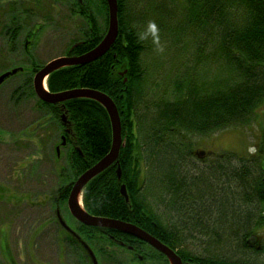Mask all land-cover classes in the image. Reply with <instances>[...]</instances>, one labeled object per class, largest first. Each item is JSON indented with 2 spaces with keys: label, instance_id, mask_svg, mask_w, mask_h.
Returning <instances> with one entry per match:
<instances>
[{
  "label": "trees",
  "instance_id": "16d2710c",
  "mask_svg": "<svg viewBox=\"0 0 264 264\" xmlns=\"http://www.w3.org/2000/svg\"><path fill=\"white\" fill-rule=\"evenodd\" d=\"M101 2L107 16L106 2ZM117 8L118 35L111 48L90 64L60 69L46 80L50 93L81 88L102 92L119 114L125 142L117 158L121 177L117 179L113 164L89 181L81 194L84 210L139 227L175 251L183 264H260L217 253L198 255L183 246L194 239L191 227L213 251L231 243L264 254L263 247L253 244L255 230L264 226V149L261 156L225 152L201 166L189 162L199 159L192 155L190 136L246 125L264 104V0H117ZM84 20L87 28L97 29L91 14ZM104 32L93 31L76 54L94 49ZM36 103L52 116L36 129L50 123L60 133L70 128L69 135L63 132L69 136L74 179L64 180L55 193L54 208L60 210L73 182L109 152L111 124L106 110L91 99ZM59 169L63 180L65 170ZM204 174L212 181L200 191V183L192 182ZM145 187L175 221L160 220L143 196ZM82 226L88 234H103L109 245L120 236L122 243L134 239ZM77 237L70 241L74 251L96 257ZM154 252V264H169ZM98 255L102 261L114 260L113 251L104 248Z\"/></svg>",
  "mask_w": 264,
  "mask_h": 264
},
{
  "label": "rangeland",
  "instance_id": "374dc122",
  "mask_svg": "<svg viewBox=\"0 0 264 264\" xmlns=\"http://www.w3.org/2000/svg\"><path fill=\"white\" fill-rule=\"evenodd\" d=\"M83 1L89 15L91 14L95 19L96 32L105 31L106 33L108 15L105 14L103 2L101 0ZM30 2L29 5L37 8L36 11L42 12L45 8H49L47 13L56 12L52 18L47 16L51 20L42 23V28L35 30L32 34L31 50L36 56V59L34 58L36 62H46L62 54L73 41L82 39L81 31H86L87 25L84 18H79L77 14L76 0H53L51 3H54V7H51L50 3L43 8L41 6L44 3L40 0H30ZM5 40L0 38V74L7 67L10 69L18 66L19 64L13 62L14 60L26 62L21 52L16 51L12 54L13 43L11 41L10 44H4ZM18 40L20 41L17 44H21L23 34ZM20 65L25 68L30 66L23 63ZM27 74L28 78L24 73L11 77L0 86V264H92L91 259L83 255L81 251H74L76 245L70 243L69 237L72 239L75 236H78L85 246L90 245L94 249L98 264H142L125 249H120L114 244L109 245L104 236L88 234L84 227L72 218L66 203L60 206L59 216L73 234H66L60 226V230L66 235L64 240H60L59 250H57L54 235L41 233L53 222L56 191L64 180L67 179L69 183L74 177L69 163L71 146L61 148L58 154L55 152V147L61 142V133L56 129L57 125L50 123L47 128L42 126L36 129L37 124H41L43 120H48L52 116L45 115V109H39L36 103L37 97L32 90L31 74ZM28 83L29 87H27ZM189 140L193 147L192 155L199 158L189 159L191 166H201V161L209 160L225 152L242 157L254 154L261 156L264 149V104L255 110L246 125L231 127L202 137L192 135ZM59 168L65 170L63 175L66 178L63 180L61 178L59 180ZM193 172L190 170V174ZM211 181L212 179L204 174L192 183L198 186L200 183L199 190L205 191L209 189ZM149 192L150 188L145 187L143 196L160 220L163 223L175 221L174 214L156 205ZM188 232L194 236V239L185 243L183 247L186 251L204 256L217 253L222 258L264 264L262 253L242 251L231 243L227 248L213 251L214 248L207 246L205 238L199 235L197 230L190 227ZM254 234L253 244L264 248V226L256 229ZM100 248H104L107 252L113 251L114 260L102 261L98 255ZM5 249L8 251L3 257ZM152 255L155 256V252ZM143 264L154 263L148 261Z\"/></svg>",
  "mask_w": 264,
  "mask_h": 264
},
{
  "label": "water",
  "instance_id": "95a60500",
  "mask_svg": "<svg viewBox=\"0 0 264 264\" xmlns=\"http://www.w3.org/2000/svg\"><path fill=\"white\" fill-rule=\"evenodd\" d=\"M105 2L108 15V28L101 42L94 49L80 56H73L68 58L62 57L49 62L35 74L32 81L34 94L40 101L50 105H55L73 99H91L98 102L106 110L110 120L112 138L109 152L92 167L83 172L73 182L66 201L67 209L70 215L81 225L92 228L117 231L132 236L135 239H138L148 244L159 253L163 254L169 261V264H183L181 259L176 255L175 251H173L171 248L164 245L158 239L149 235L139 227L131 223L123 222L116 219L91 216L86 213L81 201V208H79L76 204L78 196H80L81 199L82 190L89 181H91L94 177L102 173L111 165L117 164L119 151L122 147L125 146V142L121 138V124L119 114L112 99H110L106 94L102 92L81 88L68 90L60 93H50L46 88V83L44 87L43 82L47 80L50 74L60 69L90 64L101 58L111 48L118 35L117 0H105ZM18 71L19 69L15 68L11 71L1 73L0 86L10 77L15 75ZM62 140L64 142V138ZM116 176L117 179H120L121 177V170L118 164L116 168ZM119 191L120 194L124 197L125 201H127L128 198L125 186L121 185ZM60 224L65 228L61 221ZM85 248L88 249L87 246H85ZM89 253L92 264H97V261L93 254L91 252Z\"/></svg>",
  "mask_w": 264,
  "mask_h": 264
},
{
  "label": "flooded vegetation",
  "instance_id": "af4514ba",
  "mask_svg": "<svg viewBox=\"0 0 264 264\" xmlns=\"http://www.w3.org/2000/svg\"><path fill=\"white\" fill-rule=\"evenodd\" d=\"M28 1V3H26ZM39 1V0H36ZM53 0H40V2H43L44 5L41 6L43 8L46 4H50ZM33 2V1H32ZM31 2L30 0H0V38L6 39L4 44H10L12 41L13 43V53L15 52H21V54L24 56L23 58L26 60V62H21L20 60H14L13 62L19 64L18 66H14L6 71H11L12 69H19V71L13 75L12 77H15L17 75H21L26 73V78H28V74H31L32 80L35 76V74L40 71L46 64L49 62L62 58V57H73V56H80L77 55V48L80 47L82 44H84L87 40V36L96 32L95 28H87L86 31L82 30L81 35L82 39L78 41H73L66 50L51 59H49L46 62L38 63L34 60L36 59V56L33 54V51L31 50L32 47V34H34L35 30H40L42 28V23H46V21H50L52 16L56 13H47V10L49 8H45L42 10V12L36 11L37 8L34 6L29 5ZM36 3V2H33ZM76 3L78 5L77 14L79 18H84V15H89L88 9L86 8V5L83 0H76ZM51 7H54V3H51ZM46 11V12H44ZM50 16L51 18L47 17ZM57 17V16H56ZM39 21V22H38ZM40 23L38 25V23ZM37 23V24H36ZM27 29L25 32L24 30ZM23 34V40L21 41V44H17L19 36ZM27 60L29 62H27ZM26 64L30 65L29 68H25L24 66H21L20 64ZM4 71V72H6ZM29 74V75H30ZM11 78V77H10ZM9 78V79H10ZM34 92V91H33ZM35 95V94H34ZM38 99V98H37ZM35 122V121H34ZM33 122V123H34ZM63 131H67L68 135L70 133V128H64ZM60 134V145L55 147V152L58 154L59 150L64 147H69V136L67 138L66 133L63 132ZM64 138V142L63 139ZM67 201V200H66ZM82 202V199H81ZM67 206V205H66ZM59 210H55V215L53 216V222L50 223V227L45 228L41 231V233H47L54 235V241L55 246L57 247V250H59L60 246V240L65 239V235L67 233L73 234V231L69 229L68 226L62 221L61 217L59 218ZM73 218V217H72ZM74 219V218H73ZM75 220V219H74ZM60 221L63 223L65 228L60 224ZM76 221V220H75ZM60 226L64 229H62L64 232L60 230ZM144 231V230H143ZM146 232V231H145ZM147 233V232H146ZM123 234V233H122ZM126 235V234H125ZM59 236H62L59 238ZM102 236H104L102 234ZM129 236V235H128ZM105 237V236H104ZM132 237V236H131ZM78 238V237H77ZM134 238V237H133ZM71 240V238L69 237ZM123 240V238L120 236L118 240ZM117 240V243H115L116 246H118L121 249H125L127 252H129L138 262L145 263V262H152L154 263V258L152 253L155 251L151 246L148 244L138 240V239H129L127 238L125 243L119 242ZM67 243V241H65ZM148 249V250H147ZM8 251V249L3 250V257L5 253Z\"/></svg>",
  "mask_w": 264,
  "mask_h": 264
},
{
  "label": "bare ground",
  "instance_id": "6f19581e",
  "mask_svg": "<svg viewBox=\"0 0 264 264\" xmlns=\"http://www.w3.org/2000/svg\"><path fill=\"white\" fill-rule=\"evenodd\" d=\"M43 84H45V81L43 82ZM45 87V86H44ZM76 204L79 208H81V202H80V196H78L77 200H76Z\"/></svg>",
  "mask_w": 264,
  "mask_h": 264
},
{
  "label": "clouds",
  "instance_id": "9594fccd",
  "mask_svg": "<svg viewBox=\"0 0 264 264\" xmlns=\"http://www.w3.org/2000/svg\"><path fill=\"white\" fill-rule=\"evenodd\" d=\"M150 28H153V26L150 25ZM153 30H154V28H153Z\"/></svg>",
  "mask_w": 264,
  "mask_h": 264
}]
</instances>
